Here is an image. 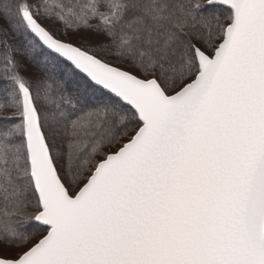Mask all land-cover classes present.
Returning <instances> with one entry per match:
<instances>
[{
    "label": "snow or ice",
    "instance_id": "6c2138e0",
    "mask_svg": "<svg viewBox=\"0 0 264 264\" xmlns=\"http://www.w3.org/2000/svg\"><path fill=\"white\" fill-rule=\"evenodd\" d=\"M0 264H264V0H0Z\"/></svg>",
    "mask_w": 264,
    "mask_h": 264
},
{
    "label": "trees",
    "instance_id": "16d2710c",
    "mask_svg": "<svg viewBox=\"0 0 264 264\" xmlns=\"http://www.w3.org/2000/svg\"><path fill=\"white\" fill-rule=\"evenodd\" d=\"M206 2V0H205ZM91 33H86L85 35H90ZM57 35L59 36V38H62V39H65V37H63L62 35H60V33H57ZM67 40H69L70 42H73L75 43L77 46H80L81 44V41L77 38L76 35L72 34L71 31H69V35L68 37L66 38ZM104 36L103 35H100V36H93L92 37V42L95 43V42H98V41H102L104 40ZM37 57L39 58V56L41 55L40 53H37L36 54ZM18 59H21V61L27 65L29 71L27 73H25L26 75H30L32 73H37L39 72V68L37 65L33 64L31 62V59H29L28 57H25L22 53L18 54Z\"/></svg>",
    "mask_w": 264,
    "mask_h": 264
}]
</instances>
